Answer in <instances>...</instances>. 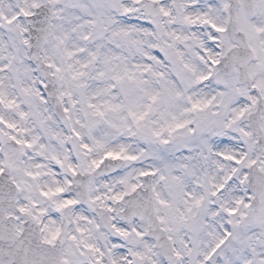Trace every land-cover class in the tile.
I'll list each match as a JSON object with an SVG mask.
<instances>
[{
	"label": "snow or ice",
	"instance_id": "6c2138e0",
	"mask_svg": "<svg viewBox=\"0 0 264 264\" xmlns=\"http://www.w3.org/2000/svg\"><path fill=\"white\" fill-rule=\"evenodd\" d=\"M0 264H264V0H0Z\"/></svg>",
	"mask_w": 264,
	"mask_h": 264
}]
</instances>
